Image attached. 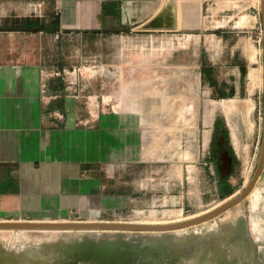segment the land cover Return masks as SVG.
Instances as JSON below:
<instances>
[{
  "label": "rangeland",
  "instance_id": "1",
  "mask_svg": "<svg viewBox=\"0 0 264 264\" xmlns=\"http://www.w3.org/2000/svg\"><path fill=\"white\" fill-rule=\"evenodd\" d=\"M57 11L52 12L48 3L29 6L25 1L0 0V120L8 119L13 109L7 100L30 98L32 91L44 99L46 89L56 88L55 77L64 72L105 77L133 66L135 72L155 78L160 85L161 103H154L160 109L153 110V100L145 96L148 109L141 115L151 126L139 130L144 143H130L127 161L113 167L107 201L64 214L0 211V264H264V159L254 178L262 145L263 99L258 108L241 102L236 114L210 110L207 118H217L219 125L209 133L210 142L201 145L200 127L180 122L187 118L194 125L202 114L197 100L201 53L187 47L190 32L159 33L177 36L161 48H127L121 42L126 35L150 32H106L83 40L76 30L57 31L61 23ZM180 15L178 9L177 22L171 26L183 27ZM137 52L145 58L160 55L161 62L128 63ZM66 56L81 58L67 62ZM38 58L39 64L27 62ZM93 82L101 90L103 80ZM191 91L194 103L188 113L179 111L181 103L178 111L164 104L165 95L180 94L178 101L183 102ZM222 106L229 105L222 102ZM95 114L102 116L96 128L97 155H101L103 141L113 128L103 117L110 112ZM88 124L67 129L65 140L71 143L54 145L33 141L38 139L33 129L0 127V176L14 175L16 155L22 151L88 155L89 145L77 142L88 135L89 128L84 126ZM25 130L31 131L33 142H18ZM136 130L129 129V135ZM113 147L119 151L118 145ZM138 179L144 182V190L138 189ZM236 198L228 207L192 222Z\"/></svg>",
  "mask_w": 264,
  "mask_h": 264
},
{
  "label": "crops",
  "instance_id": "2",
  "mask_svg": "<svg viewBox=\"0 0 264 264\" xmlns=\"http://www.w3.org/2000/svg\"><path fill=\"white\" fill-rule=\"evenodd\" d=\"M14 1H25L29 6L48 3L52 12L54 9L59 12L57 14L61 23L57 31L76 30L83 40L92 34L101 36L106 32H150L147 35H126L121 42L127 48H161L170 45L168 40L174 41L177 36L172 34L167 38L165 34L159 33L180 30L190 32L187 47L198 48L201 53V88L197 100L201 102L199 111L202 114L194 125L187 118L180 122L185 127H200L201 137L198 141L201 145L210 142L209 133L217 130L219 125L217 118H207L210 110L216 109L220 113L228 110L236 114L241 110V102H251L254 108H258L263 99V23L260 0ZM178 9L183 14L179 18L183 27L171 26L177 22ZM140 53L129 56L127 62L134 65L161 62L160 55L145 58ZM80 58L66 56L65 61H77ZM27 62L39 64L41 61L38 58ZM135 69L133 66L130 71L120 75L111 73L104 74L105 77H98L100 74L93 72H64L60 77H55L58 80L56 88L46 89L47 96L44 99L32 91L30 98L7 100L14 106L9 118L0 120V127L33 129L34 136L38 137L33 141L54 145L57 142L65 143L69 135L67 129L80 128L81 124L89 121L88 125H84L89 128L88 135L81 136L77 142L88 144L90 150L88 155H75L72 151L64 155H29L22 151L21 155H16L18 163L14 175L0 176V211L64 214L71 210L94 207L98 201L108 200L110 194L107 190L113 182V167L118 168L122 165L120 163L127 161L130 143H144L143 134L139 130L144 131L150 125L146 124L141 115L148 109L145 108V96L153 100V110L160 109L154 104L161 103L160 85H156L155 78L135 72ZM55 78L51 77L53 80ZM94 80H103L99 82L101 90H98V83ZM82 81H87L85 85H89L88 94ZM98 96L101 97L100 101ZM180 96H164L168 97L164 99V104L170 105L168 110L178 111V104L181 103L179 111H192V91L189 95L185 93L183 102L178 101ZM80 97L87 100L83 101ZM222 102H227L228 108H224ZM98 111L110 112L109 116L103 117L106 124L113 128L111 135L103 141L105 150L100 152L101 155H97L100 138L96 128L102 121V116L97 117L95 114ZM52 112L62 119H54ZM170 126L175 127L176 124ZM134 128L137 129L136 134L130 136L129 129ZM49 135L52 139L48 138ZM55 135L59 139L55 140ZM31 136V131L25 130L18 142H33L30 141ZM114 144L119 146L118 152H114ZM137 186L144 190V182L139 179Z\"/></svg>",
  "mask_w": 264,
  "mask_h": 264
},
{
  "label": "water",
  "instance_id": "3",
  "mask_svg": "<svg viewBox=\"0 0 264 264\" xmlns=\"http://www.w3.org/2000/svg\"><path fill=\"white\" fill-rule=\"evenodd\" d=\"M260 2H261V12H262V23H263V36H262V40H263V42H262V50H263V87H262L263 88V136H262V145H261L260 156H259V160H258V164H257V168H256L254 178L259 173V171L262 167L263 159H264V0H260ZM254 178H253V180H254ZM252 181L250 182V186H251ZM237 199L238 198L229 201L228 203H226L222 207L218 208L214 212H212L208 215H205L201 218H197V219L193 220L192 222L200 221L201 219L207 218L208 216L215 214L216 212H218V211L228 207L229 205L233 204L234 202H236ZM7 225H9V224H7ZM22 225L27 226V224H20L19 226H22ZM48 226H51V225H48ZM56 226H59V225H55L54 227H56Z\"/></svg>",
  "mask_w": 264,
  "mask_h": 264
}]
</instances>
